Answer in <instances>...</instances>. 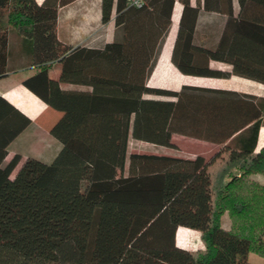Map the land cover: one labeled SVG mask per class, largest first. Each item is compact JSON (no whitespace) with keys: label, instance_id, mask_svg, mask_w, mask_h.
<instances>
[{"label":"trees","instance_id":"1","mask_svg":"<svg viewBox=\"0 0 264 264\" xmlns=\"http://www.w3.org/2000/svg\"><path fill=\"white\" fill-rule=\"evenodd\" d=\"M71 1L0 0V78L33 68L22 85L60 113L49 133L61 144L50 163L19 164L17 153L6 161L31 120L0 95V264H256L248 255L264 258V185L252 178L264 175V97L146 84L175 0H99L100 23L120 35L97 46L59 38L58 12ZM177 1L170 60L181 74L264 83V0H236V13L234 0ZM169 133L220 147L208 159L128 153L131 140L174 147ZM181 226L203 247L178 246Z\"/></svg>","mask_w":264,"mask_h":264},{"label":"crops","instance_id":"2","mask_svg":"<svg viewBox=\"0 0 264 264\" xmlns=\"http://www.w3.org/2000/svg\"><path fill=\"white\" fill-rule=\"evenodd\" d=\"M43 0H36L37 3H41ZM177 3V4H176ZM175 3V10L179 12L182 8V5L179 1ZM191 4H194V0H191ZM234 4V11L237 12V2L236 0L233 1ZM214 15L208 14L207 18L211 19ZM172 16V25L175 21L176 27H173L174 34H176L177 23L179 16H175V20H173ZM89 24H99L101 27L109 31V38L105 39V41H110L112 38V33L114 32L113 22L109 21L106 24L100 23V10H99V0H73L70 3L60 7L58 12V35L59 38L69 45H85L87 43H83L86 37V31ZM77 27V29H75ZM172 27V26H171ZM74 28V30H72ZM76 30V32H74ZM111 35V38H110ZM166 42L169 43L167 49H164L162 56L159 55L157 63L153 69V74L159 80H162L166 76L169 75H182L175 66L171 63L170 60V52L168 51L173 44V37H168ZM102 42L93 44V45H100ZM91 44V43H90ZM14 53L20 54V49L16 50ZM16 54V55H17ZM18 54V55H19ZM21 59L24 58L20 56ZM220 65H226L228 69L230 66L228 64L217 62V61H210V66L215 68H221ZM226 68V69H227ZM33 72V68L31 67H21L14 71H11L0 78V95L4 97L9 103L15 106L21 113L27 116L31 122L30 124L9 144L8 146V155L6 156V161L12 157V155L18 153L16 149H12V145L27 131L31 130L33 127L37 129L40 128V125L46 124V129L50 130L51 125L58 119L60 113H56L57 111L49 108L46 106L35 94L29 91L24 85H22V80L30 75ZM238 79L236 81L235 88L225 89L220 87H208V88H217V89H225V90H232L240 93L251 94L257 97H264V83H259L257 81L247 79L240 76L232 75L229 79ZM160 83H162L160 81ZM165 87L166 84L162 83ZM65 89H73V88H82L80 85H73V84H63L61 85ZM169 86V85H167ZM206 87V86H200ZM176 90V89H175ZM38 120L41 122L38 123ZM209 142V141H207ZM212 145H217L215 143L209 142ZM264 145V126H261L259 129V135L257 140V150ZM218 148L214 151V153L219 149ZM213 153V155H214ZM212 155V156H213ZM210 158V157H209ZM255 176V175H254ZM259 177V176H257ZM190 230L186 227H178ZM178 230V229H177ZM193 231V230H190ZM177 233V231H176ZM185 237H189L190 233L185 232ZM176 239V235H175ZM176 244L182 248H186L185 245L179 244L176 240ZM191 250V249H189ZM195 250V249H194Z\"/></svg>","mask_w":264,"mask_h":264},{"label":"rangeland","instance_id":"3","mask_svg":"<svg viewBox=\"0 0 264 264\" xmlns=\"http://www.w3.org/2000/svg\"><path fill=\"white\" fill-rule=\"evenodd\" d=\"M176 1L177 0H175V3ZM178 14L179 12L175 10V4H174L173 14H172L174 18L173 20H175L176 15L178 18L179 16ZM174 23L172 25V18H171L172 27L166 39L172 36L174 40L175 34L173 27H176ZM77 27L78 26H76L75 29H77ZM72 30H74V28ZM113 31L114 32L112 33L113 35L112 38L110 35L111 40L114 39L115 37L118 38V36L120 35L119 31L115 32V29ZM74 32H76V30ZM85 34L86 37L83 43H87V44L90 43L96 44L99 42L103 43L105 39L109 38V31L101 27L99 24H89ZM166 39L162 51L160 53L161 56L164 49H167L169 45V43L166 42ZM168 51L170 52L171 48H169ZM220 66L221 69L227 68L226 65H220ZM158 79L159 78H156L152 72L150 76L147 78L146 84L150 87H159V88L176 89V90L180 89L182 85L220 87L225 89H231L236 87L235 86L237 84L236 81L238 80L236 77L235 79H229V78L192 76L185 74L169 75L159 81ZM160 81L162 83H165L166 86L163 87L164 85L160 83ZM145 96L150 98L171 99L166 96H159L154 94H147ZM56 113L58 114L59 112ZM39 122H41V120H38V123ZM44 126L46 127V124L40 125L39 129L33 127L31 130L24 133V135H22L12 145L11 148L16 149L18 152L17 154L21 155L22 160L19 162V164L22 163V161H24L27 157H34L44 163H50L52 162V160L60 150L61 148L60 142L57 139H55L49 133V130H47ZM167 136L169 142L173 144L174 147H167V146L156 145L144 141L131 140L128 148V153L135 154L138 156L167 157V158H181V159H191L197 155H200L208 159L213 155L214 151L218 148V145H212L205 140L197 139L180 133H169ZM252 178H254L255 180L259 181V183L264 185V175H255ZM223 218H224V226L229 227L230 221L227 213L224 214ZM190 230L184 228H178L176 233L177 242L179 244L185 245L186 248L191 250L203 247L199 232L196 230L193 231ZM185 232H189L190 236L185 237L184 235ZM248 260L256 264H264V258L258 256L255 253H250L248 255Z\"/></svg>","mask_w":264,"mask_h":264},{"label":"built area","instance_id":"4","mask_svg":"<svg viewBox=\"0 0 264 264\" xmlns=\"http://www.w3.org/2000/svg\"><path fill=\"white\" fill-rule=\"evenodd\" d=\"M129 4L136 6V7H140L143 5L144 0H127Z\"/></svg>","mask_w":264,"mask_h":264}]
</instances>
